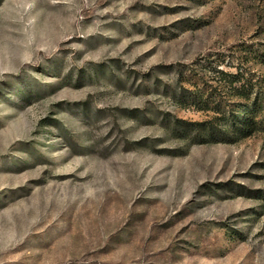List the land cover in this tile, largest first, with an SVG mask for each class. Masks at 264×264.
Here are the masks:
<instances>
[{"label":"rangeland","instance_id":"obj_1","mask_svg":"<svg viewBox=\"0 0 264 264\" xmlns=\"http://www.w3.org/2000/svg\"><path fill=\"white\" fill-rule=\"evenodd\" d=\"M261 109L264 0H0V264H264Z\"/></svg>","mask_w":264,"mask_h":264},{"label":"trees","instance_id":"obj_2","mask_svg":"<svg viewBox=\"0 0 264 264\" xmlns=\"http://www.w3.org/2000/svg\"><path fill=\"white\" fill-rule=\"evenodd\" d=\"M220 75L222 76V78L230 76L227 73H224L223 71L219 72ZM232 79L230 81H226L227 79H225V82L227 84V90H230L232 94H234V96L238 99H244V100H248L250 97L248 94L245 93V89H246V81L244 79L241 78V74L238 73V75H231ZM229 79V78H228ZM254 88V87H253ZM248 107V106H247ZM245 107V111L249 114H252V110ZM208 107L203 108L202 110H210L207 109ZM262 110V109H261ZM261 112H264V110H262ZM214 113L217 114H221L223 112H216L214 109ZM264 114V113H261ZM263 117L261 123L263 124V128H264V115H261ZM218 119V116H212L209 117L208 120L204 121V122H200V123H185L181 120H178V124H182V125H188V126H192L194 128L190 129V128H182L179 127L177 124L175 125L176 128H180V130L182 131V133L184 134H189V135H193L194 138L197 140L198 143H202V144H206V143H218V142H229L228 137H227V133H223L220 130H218V128L216 127V125L214 124V121ZM258 130L256 129V123L254 121L253 118H245L241 121H237L232 127H231V135L232 136H237L239 138H247V137H251L254 132ZM195 132V134H194ZM225 138V139H223ZM205 140V141H202Z\"/></svg>","mask_w":264,"mask_h":264}]
</instances>
